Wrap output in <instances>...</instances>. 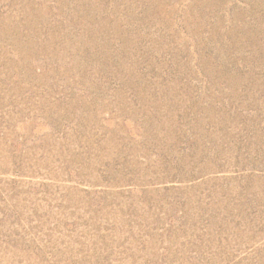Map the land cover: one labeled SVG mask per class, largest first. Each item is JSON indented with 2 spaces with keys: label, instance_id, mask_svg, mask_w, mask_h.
<instances>
[{
  "label": "rangeland",
  "instance_id": "1",
  "mask_svg": "<svg viewBox=\"0 0 264 264\" xmlns=\"http://www.w3.org/2000/svg\"><path fill=\"white\" fill-rule=\"evenodd\" d=\"M0 264H264V0H0Z\"/></svg>",
  "mask_w": 264,
  "mask_h": 264
}]
</instances>
